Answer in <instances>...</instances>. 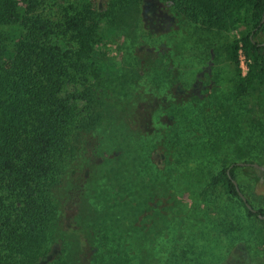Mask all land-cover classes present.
Wrapping results in <instances>:
<instances>
[{
	"label": "trees",
	"instance_id": "obj_1",
	"mask_svg": "<svg viewBox=\"0 0 264 264\" xmlns=\"http://www.w3.org/2000/svg\"><path fill=\"white\" fill-rule=\"evenodd\" d=\"M96 1L0 0V264H146L152 248L145 220L160 194L153 193L150 207L137 170L148 168L142 166L147 152L159 144L153 136L150 143L126 135L116 142L119 128L125 132L123 125L115 127L121 112H127V123L135 122L136 113H130L131 102L121 105L124 75L116 71L108 45L120 28L143 35L137 6L144 0H99L100 7ZM164 1L178 27L169 32L170 60L183 56L179 23L188 20L214 56L231 65L233 98L248 96L255 84L264 89V0ZM173 136L158 147L168 164L174 151L181 154L179 133ZM183 145L185 155L191 152V144ZM243 149L236 147L207 184L220 186L247 217L258 219L264 213L248 209L233 182L235 160L252 162L250 150ZM170 183L158 205L168 216L177 208ZM257 243L264 254L263 234ZM194 258L185 256L182 264H196Z\"/></svg>",
	"mask_w": 264,
	"mask_h": 264
},
{
	"label": "rangeland",
	"instance_id": "obj_2",
	"mask_svg": "<svg viewBox=\"0 0 264 264\" xmlns=\"http://www.w3.org/2000/svg\"><path fill=\"white\" fill-rule=\"evenodd\" d=\"M98 1L94 4L100 7ZM137 8L142 15L143 35H151L150 39L140 30L137 33L133 28H120L108 45L116 71L124 75L127 94L121 105L131 102L130 113H136L135 122L127 123V112H121L115 127L123 125L125 132L119 128L116 142L126 135L132 142L150 143L153 136L159 144L153 154L147 152L149 158L142 166L148 168L138 166L137 170L150 197V207L154 205L153 193L160 194L159 199L156 196V210L145 220L146 230L151 233L147 246L152 247L146 264H182L185 256L195 257L197 264L206 252L208 257L202 264H264L257 243L264 235L261 218L247 217L236 198L220 186L207 184L210 175L230 163L236 147L250 150L249 163L260 167L238 165L235 181L246 201L264 213V173L260 172L264 167V89L255 84L248 96L233 98L231 65L214 56L188 20L179 23L183 56L179 62L170 60L166 56L172 51L169 32L178 28L171 7L164 0H144ZM242 59L239 66L244 73L246 62ZM173 133H179L181 154L178 158L174 151L168 164L158 147L164 137L174 138ZM185 142L191 144V152L186 155ZM168 169L172 171L169 174ZM168 182L173 184L171 197H175L171 202L177 207L170 213L174 216L171 221H167L171 216L158 206ZM73 212L74 207L66 211L65 222H71ZM153 213L158 214V222L151 219ZM76 264L85 262L79 259Z\"/></svg>",
	"mask_w": 264,
	"mask_h": 264
},
{
	"label": "water",
	"instance_id": "obj_3",
	"mask_svg": "<svg viewBox=\"0 0 264 264\" xmlns=\"http://www.w3.org/2000/svg\"><path fill=\"white\" fill-rule=\"evenodd\" d=\"M238 165H252L254 167H260L258 164L256 163H249V162H237ZM233 182L236 184V181L233 180ZM239 196L240 198L243 200L245 206L248 209L254 210L253 207L246 201L245 197L243 196V194L241 192H239ZM261 218H264V214L263 215H259Z\"/></svg>",
	"mask_w": 264,
	"mask_h": 264
},
{
	"label": "built area",
	"instance_id": "obj_4",
	"mask_svg": "<svg viewBox=\"0 0 264 264\" xmlns=\"http://www.w3.org/2000/svg\"><path fill=\"white\" fill-rule=\"evenodd\" d=\"M242 58H244V56L241 54V53H239V59L242 61L243 59ZM241 61H240V63H241ZM240 66L242 67V65L240 64Z\"/></svg>",
	"mask_w": 264,
	"mask_h": 264
}]
</instances>
